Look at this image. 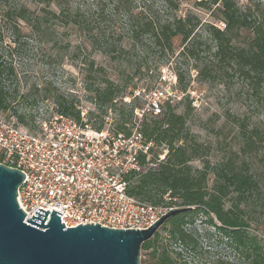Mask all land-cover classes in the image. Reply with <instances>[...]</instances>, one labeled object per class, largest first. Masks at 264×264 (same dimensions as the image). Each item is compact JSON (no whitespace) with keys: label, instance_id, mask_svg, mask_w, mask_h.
Here are the masks:
<instances>
[{"label":"trees","instance_id":"obj_1","mask_svg":"<svg viewBox=\"0 0 264 264\" xmlns=\"http://www.w3.org/2000/svg\"><path fill=\"white\" fill-rule=\"evenodd\" d=\"M109 1L113 11L124 16L126 27L131 28L134 36L137 33L147 35L154 45L167 49H171L174 37L181 36L180 53L202 61L200 72L211 75L215 66L225 72L233 70L254 96L262 89L264 5L254 0H246L244 5L240 0H196L195 4L210 10L211 16L222 22L220 29L214 22H202L192 12L181 13L183 0H152L139 14L131 11L127 0ZM93 24L92 10L79 0H0V110L13 108L21 97L14 57L27 40V31L43 40L51 29L93 28ZM196 28H205L214 43L207 61H203L200 54V40L194 37ZM241 31L248 32V40L237 44ZM99 71L102 73L99 82L88 86L87 90L92 93L95 104L112 103L120 90L103 76L102 68ZM51 97L59 114L82 123L79 109L71 99L62 93H54ZM135 108L130 109V115ZM17 117L19 122H24L23 115ZM232 120L238 128L239 152H230L215 165L203 160L202 167L191 164L201 157V146L189 135L185 115L178 113L169 101L162 104L159 117L142 121L141 133L154 143L150 149L152 159H157L162 145L167 152L154 170L131 178L128 193L153 205L189 208L170 216L152 238L142 243L141 257L144 251H151L153 264H173L172 251L170 253L164 242L179 246L175 256L180 257L183 250L196 252L199 248L196 222L199 221L214 227L224 237L227 247L241 254L245 264H264V238L250 231L253 214L247 202V198L254 196L258 200L255 207L264 212V186L244 158L262 151L264 129L249 124L245 118L233 117ZM131 128L122 121L114 130L129 135ZM260 226L264 231V222L254 221L255 230ZM161 232L165 233L164 237ZM140 264L148 263L141 258Z\"/></svg>","mask_w":264,"mask_h":264},{"label":"rangeland","instance_id":"obj_2","mask_svg":"<svg viewBox=\"0 0 264 264\" xmlns=\"http://www.w3.org/2000/svg\"><path fill=\"white\" fill-rule=\"evenodd\" d=\"M150 1L127 0V4L131 11L139 14ZM195 1L183 0L180 12H192L202 22H214L222 29V22ZM79 2L92 10L93 28H55L48 30L43 40L27 31L28 38L14 57L21 97L13 108L0 110V116L34 129L40 122L59 115L58 106L51 96L62 93L79 109L82 123L92 127L110 126L114 130L125 121L127 127L133 128L138 123L140 128L142 121H150L159 115L148 114L138 121L134 111L129 114L130 109L133 106L139 108L148 93L155 86L162 85L173 95L169 97L170 104L178 113L185 115L189 135L201 146V157L191 162L195 167H202L203 160L215 165L230 152H239L238 128L233 117L245 118L249 124L264 129V82L254 96L233 70L225 72L215 66L211 75L200 72L202 61L180 53L183 48L181 36L173 38L171 49L156 46L147 35L137 33L134 36L131 28L126 27L124 16L113 11L109 0ZM254 2L264 5V0ZM240 4H247L246 0H240ZM194 37L200 40L199 51L203 61H207L213 41L205 28H196ZM246 40L248 32L241 31L236 43L243 44ZM110 48L115 51L108 52ZM99 68H102L103 76L120 90L114 102L109 104H95L91 99L92 93L87 90L88 86L99 82L102 74ZM19 114L24 116V122L18 121ZM244 158L264 186V147L260 153ZM247 202L253 214L250 231L264 238L263 227L260 226L258 231L253 227L254 221L264 222V212L255 207L258 200L254 196L247 198ZM196 229L199 242L196 252L183 250L180 257L175 256L179 246L163 243L170 253L172 251L173 264H245L241 254L229 249L224 237L214 227L197 221ZM161 234L165 236L164 232ZM150 252L144 251L141 258L145 263L153 264Z\"/></svg>","mask_w":264,"mask_h":264},{"label":"built area","instance_id":"obj_3","mask_svg":"<svg viewBox=\"0 0 264 264\" xmlns=\"http://www.w3.org/2000/svg\"><path fill=\"white\" fill-rule=\"evenodd\" d=\"M169 97L173 95L162 85L155 86L134 115L138 121L159 115ZM153 147L138 123L125 135L62 114L34 129L0 116V163L25 176L17 192L25 220L41 208L62 213L66 227L90 222L121 229L149 227L173 207L139 200L127 190L131 178L154 170L164 159L167 149L161 147L153 160Z\"/></svg>","mask_w":264,"mask_h":264},{"label":"water","instance_id":"obj_4","mask_svg":"<svg viewBox=\"0 0 264 264\" xmlns=\"http://www.w3.org/2000/svg\"><path fill=\"white\" fill-rule=\"evenodd\" d=\"M0 163V264H140L141 245L173 214V207L145 229H121L99 223L66 227L62 213L38 208L25 220L17 202L24 178Z\"/></svg>","mask_w":264,"mask_h":264}]
</instances>
